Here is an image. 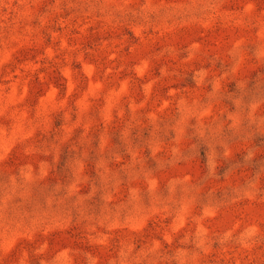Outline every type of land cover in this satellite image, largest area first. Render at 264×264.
<instances>
[{
  "label": "rangeland",
  "instance_id": "374dc122",
  "mask_svg": "<svg viewBox=\"0 0 264 264\" xmlns=\"http://www.w3.org/2000/svg\"><path fill=\"white\" fill-rule=\"evenodd\" d=\"M0 264H264V0H0Z\"/></svg>",
  "mask_w": 264,
  "mask_h": 264
},
{
  "label": "trees",
  "instance_id": "16d2710c",
  "mask_svg": "<svg viewBox=\"0 0 264 264\" xmlns=\"http://www.w3.org/2000/svg\"><path fill=\"white\" fill-rule=\"evenodd\" d=\"M203 129H204V127L198 126V127L196 128V131H197V133H199V132H202ZM117 144H118V146H119V142H118ZM262 161H263V160H262ZM117 179H118V178H117Z\"/></svg>",
  "mask_w": 264,
  "mask_h": 264
}]
</instances>
